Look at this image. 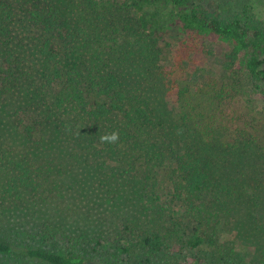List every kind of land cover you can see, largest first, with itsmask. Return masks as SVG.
Here are the masks:
<instances>
[{
	"label": "trees",
	"instance_id": "obj_1",
	"mask_svg": "<svg viewBox=\"0 0 264 264\" xmlns=\"http://www.w3.org/2000/svg\"><path fill=\"white\" fill-rule=\"evenodd\" d=\"M81 1L82 14L71 17L55 0H0V100L22 101L11 114L13 127L36 150L57 136L72 158L99 166L97 185L111 200L126 198L127 185L144 209L182 199L175 205L193 224L186 238L175 222L161 227L145 212L127 219V233L119 235L133 241L140 264H160L163 257L172 261L165 264H211L190 260L187 252L217 251L220 244L225 257L246 247L232 225L242 217L257 227L264 214V17L249 3L231 10L234 0L215 6L210 0ZM19 15L36 32L34 63L15 49ZM169 32L177 38L169 65L133 43L140 34L152 50L154 38ZM216 42L229 51L219 70L206 74L201 58L213 55L209 45ZM128 56L148 63L154 90L145 80L131 84L122 70ZM157 93L171 97L168 122L152 108ZM113 131L119 140L102 144L100 136ZM62 173L51 160L0 150V225L15 240L65 244L57 252L21 248L18 255L40 264H123L96 250L105 232L92 238L61 221L32 222L59 195ZM166 189L173 194L163 202ZM180 211H172L175 221L185 216ZM15 252L0 239V255Z\"/></svg>",
	"mask_w": 264,
	"mask_h": 264
},
{
	"label": "rangeland",
	"instance_id": "obj_2",
	"mask_svg": "<svg viewBox=\"0 0 264 264\" xmlns=\"http://www.w3.org/2000/svg\"><path fill=\"white\" fill-rule=\"evenodd\" d=\"M210 1L213 6L217 3L215 0ZM55 2L64 12L67 14L70 12L69 16L71 17L82 14L80 12L83 7L81 0H55ZM246 3L250 4L253 13L258 18L262 19L264 17V0H234V2H230L231 10H237ZM21 17L19 15L16 18V21L19 22H16L15 25L17 40L15 49L21 56L34 63L36 57L33 38L36 36V32L30 26H27L23 20L20 21ZM132 36L134 38L133 43L141 46L143 53L146 50L147 52L153 51L154 54H158L159 64L162 66L171 64L177 40L175 33L169 32L157 35L154 38L155 42L152 50L146 46L147 39L144 36L137 33ZM209 46L213 50V55L208 59L201 58L202 70L206 74L210 71L217 72L223 54L229 51V46L222 42L212 43ZM137 48L139 50V47ZM128 59L131 61H127L122 70L127 73L131 84H134L135 81L145 80L146 85L153 89L147 80L148 74L151 76V72L146 69L148 63L142 60H140L141 63L133 61V56H128ZM153 93L155 91L150 90V94ZM152 103L156 115L161 120L168 122L174 110L171 97L157 93ZM254 103L255 106L261 104L257 99ZM21 105V96H11L0 100V150L8 149L16 156L28 155L33 159V162L51 160L60 166L63 172L61 177L56 179V182L60 184L59 195H55L53 201L46 206L40 219L35 217L32 222H40L41 226L43 223H58L61 221L68 229L86 231L94 236H91L92 238H95V235H98L99 232H105L104 235L100 236L101 245L96 250L102 254L118 255L120 258L125 259L123 264H140L143 260L141 254L133 248V241L129 242L127 237L119 235L120 232L127 233L126 221L129 217L132 218L133 215L142 216L145 212L148 219L154 220L156 225L165 228L172 226L175 222L179 230L178 234H183L185 238L191 235L193 224L186 217L182 206L177 207L175 205L182 203V199L179 197H175L169 207L159 203L147 206L144 209V207L141 208L134 195L127 194L128 191L131 192V188L127 185L124 188L125 193H123L126 198L124 195L119 194L111 200L104 196L101 188L97 185L98 180L102 177V169L96 165L85 164L81 158H72L61 140L57 139V136L47 139L41 144V148L37 150L31 147L11 123V114ZM165 192L168 195H162L163 202L169 200L168 197L173 194L171 189H166ZM173 210H181L180 212H183L185 216H181L180 219L175 221L172 217ZM241 218H238L236 223L234 222L232 228L238 232L239 240L245 243L246 247H240L231 253L227 252L230 250L228 248L225 251L227 255L224 257L221 255L222 252H218L220 250V244H218L217 251L211 246L205 249L200 248L197 252H187L188 259L193 260L194 257L199 256L204 257L211 264H242L243 262L264 264V236L260 235L264 233V214L258 216L257 227L249 225L248 221ZM0 239L10 240L16 251L11 256L0 255V264H40L19 256L18 251L21 248H43L51 251L55 250L56 252L65 248L63 241L58 239L55 245L51 242L44 244L37 241L15 240L9 233V228H3V225H0ZM123 247L131 248L130 253L122 252ZM162 260L160 264H165L166 261L172 262L168 260V257H163Z\"/></svg>",
	"mask_w": 264,
	"mask_h": 264
},
{
	"label": "clouds",
	"instance_id": "obj_3",
	"mask_svg": "<svg viewBox=\"0 0 264 264\" xmlns=\"http://www.w3.org/2000/svg\"><path fill=\"white\" fill-rule=\"evenodd\" d=\"M99 139L102 144H115L119 140V134L113 131L101 135Z\"/></svg>",
	"mask_w": 264,
	"mask_h": 264
}]
</instances>
